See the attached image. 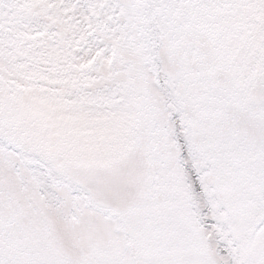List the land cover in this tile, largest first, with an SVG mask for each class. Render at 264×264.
<instances>
[{"label": "snow or ice", "instance_id": "1", "mask_svg": "<svg viewBox=\"0 0 264 264\" xmlns=\"http://www.w3.org/2000/svg\"><path fill=\"white\" fill-rule=\"evenodd\" d=\"M0 264H264V0H0Z\"/></svg>", "mask_w": 264, "mask_h": 264}]
</instances>
